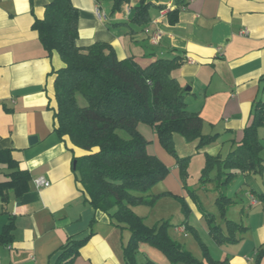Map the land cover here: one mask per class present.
<instances>
[{"label": "crops", "instance_id": "1", "mask_svg": "<svg viewBox=\"0 0 264 264\" xmlns=\"http://www.w3.org/2000/svg\"><path fill=\"white\" fill-rule=\"evenodd\" d=\"M72 1L80 10L79 45L108 42L119 58L131 57L142 66L160 57L183 59L173 75L185 89L188 108L203 118V133L216 135L213 142L199 147V139L188 141L175 133L177 154L190 157V176L194 167L197 172L203 169L207 155L224 159L241 143L256 104L264 102V0H184L183 5L176 0H147L153 6L150 20L143 24L133 19L140 0H131L115 12L112 0ZM47 3L0 0V151L10 150L19 167L31 174L22 195L11 188L0 192V233L10 222L15 225L12 239L0 242V264H57L59 250L69 239L84 238L87 241L73 264H126L124 247L130 231L89 204L73 164L74 157L85 151L56 130L54 71L63 61L57 53L47 55L33 28L35 19L44 17ZM177 9V20L172 22L168 12ZM159 31L160 41L154 44L151 37ZM139 130L150 141L149 152L171 168L162 185L183 197L191 209L189 218L182 214L181 223L172 224L171 236L189 237L184 218L191 226L195 220L208 230L218 254L207 245L214 259L254 264L257 250L264 249V199L258 196L264 193V173L239 172L230 184L227 194L233 202L227 217L247 230L238 233L242 238L238 242L216 244L203 216V210L213 213L225 228L214 213L219 210L216 183L196 182L195 201L185 194L176 159L161 145L156 130L146 124H140ZM259 137L264 160V126L259 128ZM10 171L7 163H0V183L10 178ZM39 176L46 177L50 186L38 187L35 179ZM198 190L210 194L207 201L217 211L205 207ZM142 207L133 209L146 222ZM136 256L140 264H171L163 252L144 242Z\"/></svg>", "mask_w": 264, "mask_h": 264}, {"label": "trees", "instance_id": "2", "mask_svg": "<svg viewBox=\"0 0 264 264\" xmlns=\"http://www.w3.org/2000/svg\"><path fill=\"white\" fill-rule=\"evenodd\" d=\"M112 1L115 12L131 0ZM176 1L178 5L185 3L184 0ZM152 6V2L140 0L134 21L148 22ZM158 7L164 8L163 5ZM168 14L175 22L178 9ZM79 20L80 10L72 0H48L44 17L36 18L33 28L47 55L57 53L63 61V66L54 71L56 130L61 137L68 136L73 145L85 151L74 157L73 164L89 204L107 213L115 225L130 231V239L124 247L126 264H140L136 255L142 242L163 252L171 264H227L228 259L212 257L198 230L189 225L187 219L184 224L188 231H193L201 246L202 259L196 258L170 235L169 221L149 226L133 209L136 205H153L160 196L152 194V188L171 172L161 158L149 152L150 141L139 130L140 124L156 130L161 145L175 157L189 196L197 201L195 191L187 183L190 157L177 154L174 135L179 133L188 141L199 139V147L213 142L216 135L203 133V118L188 108L185 89L173 75L183 59L180 56L160 57L142 66L131 57L119 58L108 42L79 45ZM79 95L86 100L85 104H80ZM262 126L264 102H258L241 143L224 159L219 155L206 156L199 179L202 183H216L219 194L215 203L225 228L213 213L203 210V216L209 233L219 245L240 241L238 233L247 230L243 224L227 217L233 202L227 190L239 172L264 173L263 146L259 137ZM1 162L7 163L11 171L10 178L0 183V192L11 188L18 196L25 193L31 180L29 171L19 167L8 149L0 151ZM213 171H216L214 176L211 175ZM258 196L264 199V193ZM181 199L188 218L191 209L186 200ZM14 226L13 222L4 226L0 242L12 239ZM86 241L87 238L69 239L59 250L57 264H73ZM263 259L264 249L259 248L254 264H263ZM149 264L156 263L149 261Z\"/></svg>", "mask_w": 264, "mask_h": 264}, {"label": "rangeland", "instance_id": "3", "mask_svg": "<svg viewBox=\"0 0 264 264\" xmlns=\"http://www.w3.org/2000/svg\"><path fill=\"white\" fill-rule=\"evenodd\" d=\"M79 96H80L79 97L80 104H85L86 100L81 95H79ZM189 167L190 166H188V171H189ZM193 171L194 172H192V175L190 176V174H189V176L187 178L188 187H190L191 189H193L194 187H197L196 182H200L199 178H200L202 169H201V171L199 170L197 172L196 167H194ZM162 181L157 183L152 188L153 191H155V193H156V194L154 193V195H158L160 197H158L157 201L153 205H146V206L143 205L141 210H143L144 213L147 214L146 223L149 226L160 225L164 221H169L171 223V226L169 228V233L171 235V231L173 228L172 224L177 225L178 223H181L180 218L182 217V214H185V213L183 211V201L181 199V196L173 195L171 192L167 191V188H165V185H162V183H161ZM242 181H243L242 179L237 181L238 185H237V187H235L236 189H238L239 185L242 184ZM234 184H236V183L234 182ZM158 189H162V190L157 192L156 190H158ZM184 189H185V194L189 195L188 194L189 192L187 190L188 188L185 187ZM198 191L200 192V197L203 199L205 207L207 209L214 208L213 205L209 201H207V199L210 197V194H208L207 192H203L201 190H198ZM234 194L235 193L232 192V190H231L230 195H234ZM230 210H231L230 212L233 213L234 209H232V207L230 208ZM214 211H217L216 208H214ZM214 213H216L219 216V219L222 220V217L220 216L221 213L219 210H218V212H214ZM227 215H228V212H227ZM184 219H186V218H184ZM193 221H194V226H192V227L194 229H197V228L200 229L199 234H200L202 240L204 242H206V244L209 246L210 250L212 251V253L214 255H218V254H216L217 252H216L215 248L212 246L213 243L211 241L210 236L207 233L208 230L206 228H204L200 223L195 222V220H193ZM206 222H207V220L205 219V223ZM188 232L190 233L189 237H184L183 235H180V236H176V239L181 244H183V246L188 251H190L196 258L202 259L203 258V251H202L201 246L197 242L193 231L192 232L188 231Z\"/></svg>", "mask_w": 264, "mask_h": 264}, {"label": "built area", "instance_id": "4", "mask_svg": "<svg viewBox=\"0 0 264 264\" xmlns=\"http://www.w3.org/2000/svg\"><path fill=\"white\" fill-rule=\"evenodd\" d=\"M97 13L99 16H101V13L99 12V9H97ZM160 37H161V32H157L155 33L152 37H151V41L156 44L160 41ZM187 61H192L191 58H188ZM35 183L38 187H48L50 186V181L44 177V176H39L35 179Z\"/></svg>", "mask_w": 264, "mask_h": 264}]
</instances>
